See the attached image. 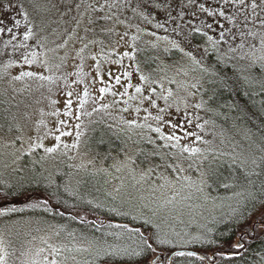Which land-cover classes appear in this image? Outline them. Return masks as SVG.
I'll return each mask as SVG.
<instances>
[{
  "label": "rangeland",
  "instance_id": "1",
  "mask_svg": "<svg viewBox=\"0 0 264 264\" xmlns=\"http://www.w3.org/2000/svg\"><path fill=\"white\" fill-rule=\"evenodd\" d=\"M0 29L4 170L21 179L38 165L47 176L71 162L68 179L92 173L94 185L131 203L135 216H163L172 245L200 236L190 228L207 219L211 167L247 150L238 129L211 115L215 65L208 52L263 68L264 0H0ZM173 47L181 58L165 57ZM151 56L157 63H147ZM29 72L35 75L21 76ZM107 131L117 134L119 147L127 142L109 160L96 142ZM164 153L166 160L153 157ZM31 210L0 207V264H81L85 250L107 247L67 220Z\"/></svg>",
  "mask_w": 264,
  "mask_h": 264
},
{
  "label": "trees",
  "instance_id": "2",
  "mask_svg": "<svg viewBox=\"0 0 264 264\" xmlns=\"http://www.w3.org/2000/svg\"><path fill=\"white\" fill-rule=\"evenodd\" d=\"M203 35L197 32L195 37ZM163 54L172 59L182 57L177 47ZM215 55L208 52V60L215 65L208 82L211 115L220 125L238 129L247 150L241 148L239 154H230L223 164L211 167L207 186L212 200L205 204L207 219L190 228L200 233L190 245H172L171 236L163 230V216L159 222L149 213L145 218L135 216L131 203L113 199L104 183L95 186L92 173L81 181L68 179L74 167L71 162L63 171L47 176L37 165L30 175L17 179L4 170L10 164L0 161V207L16 212L22 209L21 214L36 208L53 221L67 220L107 243L102 251L81 253L85 259L81 264H158L160 254L163 264H264V67ZM147 63H157L156 56ZM106 135L109 137H97L96 142L109 160L112 152L126 149L127 142L119 147L115 132L107 131ZM111 141L113 145L108 144ZM166 156L153 157L166 160Z\"/></svg>",
  "mask_w": 264,
  "mask_h": 264
},
{
  "label": "snow or ice",
  "instance_id": "3",
  "mask_svg": "<svg viewBox=\"0 0 264 264\" xmlns=\"http://www.w3.org/2000/svg\"><path fill=\"white\" fill-rule=\"evenodd\" d=\"M242 2H243V0H242ZM256 6H257V5L253 4V7H256ZM222 14H223V13H221V15H222ZM0 31H3V29H0ZM29 34H30V33H29ZM25 39H27V36L25 37ZM261 42L264 43V38H262V41H261ZM32 55H33V58H35L37 54H36V53H33ZM24 59H25V62H26V63H32V62H33V61L28 60L27 57H24ZM24 75L32 76V75H35V73H31V72H29V73H21V76H24ZM20 78H21V77H16V79H20ZM40 78H41V79H44V77H40ZM141 79H145V78H144V77H141ZM116 83H117V84L120 83V79H119V77L116 78ZM99 91H100L101 93H103V92H105V91H108V89H107V88H100ZM135 91H136L137 93H141V92H142V88L137 86L136 89H135ZM152 91L155 92V89H153ZM123 94L126 95L127 92L125 91V93H123ZM68 95L71 96L72 93L69 92ZM84 96H85V97L88 96V92H87V90H85V92H84ZM147 99H149V100L151 101V103L153 104V106L155 105V101L152 100L151 97H148ZM71 104H72L71 99H69V100L66 101V105H67V107H68L69 109H70V107H71ZM199 106H200V105H196V107H199ZM81 107H83V103H81ZM137 111H139V109H137ZM71 114H72V113H71L70 110H69V111H66V113H65V115H71ZM149 115H150V114H149ZM144 119L147 121L148 117L146 116ZM156 119H159V117H156ZM59 123H60L61 125H63V124L65 123V121L62 120V121H60ZM130 123H135V121H131ZM77 127H78V125H77ZM173 127L175 128V127H178V126H177V125H173ZM156 131L159 132L160 130L157 128ZM192 134H193V133H188V135H192ZM62 135H71V133H70V132H69V133H62ZM175 138H176V137H175L174 134H173V135H169V136L167 137V139H169V140H171V139H175ZM57 139H59V137H57ZM37 147H43V145H42V144H39V145H37ZM45 151H47V152H52V151H54V149H53V148H47V149H45ZM183 151H189V149H188L187 147H185V148L183 149ZM191 151L195 152V151H198V149H191ZM45 203H47V202H45ZM240 246H242V245H237V247H240ZM147 247L151 249V245H150V244H148ZM54 251H55V250H54ZM179 255H183V253H179ZM51 264H56V261H52ZM158 264H163V262H162V261H158Z\"/></svg>",
  "mask_w": 264,
  "mask_h": 264
},
{
  "label": "water",
  "instance_id": "4",
  "mask_svg": "<svg viewBox=\"0 0 264 264\" xmlns=\"http://www.w3.org/2000/svg\"><path fill=\"white\" fill-rule=\"evenodd\" d=\"M239 244H240V242H239ZM173 254H174V252L169 255V257H168L169 260L172 258ZM160 257H161V261L163 262V254H160ZM157 258H158V255L154 259H157Z\"/></svg>",
  "mask_w": 264,
  "mask_h": 264
}]
</instances>
